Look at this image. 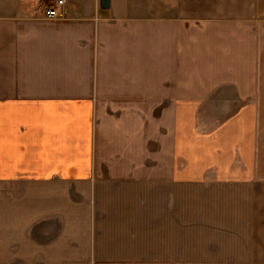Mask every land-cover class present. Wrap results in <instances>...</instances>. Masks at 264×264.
<instances>
[{"label": "crops", "instance_id": "1", "mask_svg": "<svg viewBox=\"0 0 264 264\" xmlns=\"http://www.w3.org/2000/svg\"><path fill=\"white\" fill-rule=\"evenodd\" d=\"M0 0V264H264V0Z\"/></svg>", "mask_w": 264, "mask_h": 264}, {"label": "built area", "instance_id": "2", "mask_svg": "<svg viewBox=\"0 0 264 264\" xmlns=\"http://www.w3.org/2000/svg\"><path fill=\"white\" fill-rule=\"evenodd\" d=\"M67 0H46L43 6V18L57 20L62 17L61 11Z\"/></svg>", "mask_w": 264, "mask_h": 264}, {"label": "water", "instance_id": "3", "mask_svg": "<svg viewBox=\"0 0 264 264\" xmlns=\"http://www.w3.org/2000/svg\"><path fill=\"white\" fill-rule=\"evenodd\" d=\"M99 8L106 10L109 8V0H99Z\"/></svg>", "mask_w": 264, "mask_h": 264}]
</instances>
